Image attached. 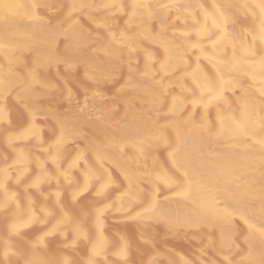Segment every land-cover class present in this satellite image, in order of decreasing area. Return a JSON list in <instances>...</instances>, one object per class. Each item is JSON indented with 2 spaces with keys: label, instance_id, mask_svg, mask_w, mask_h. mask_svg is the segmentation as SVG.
I'll list each match as a JSON object with an SVG mask.
<instances>
[{
  "label": "clouds",
  "instance_id": "clouds-1",
  "mask_svg": "<svg viewBox=\"0 0 264 264\" xmlns=\"http://www.w3.org/2000/svg\"><path fill=\"white\" fill-rule=\"evenodd\" d=\"M207 3L0 0V264H264L206 159L264 164V0Z\"/></svg>",
  "mask_w": 264,
  "mask_h": 264
},
{
  "label": "bare ground",
  "instance_id": "bare-ground-1",
  "mask_svg": "<svg viewBox=\"0 0 264 264\" xmlns=\"http://www.w3.org/2000/svg\"><path fill=\"white\" fill-rule=\"evenodd\" d=\"M204 2L205 6L210 9L211 5L207 3V0H204ZM197 16L199 17V13H197ZM161 19L163 18L161 17ZM176 25L180 26V21H176ZM152 27L155 31L156 25L153 24ZM234 115L236 114L234 113ZM225 136H227V133H225ZM260 136L261 132L259 130L255 132L248 130L246 135H239L231 140L221 141L215 147L209 146V151L213 155L206 157V159L219 167V174L216 178L224 183L228 192L232 193L235 199H239L241 204L249 201L253 190L261 183L258 174L264 172V164H261L259 160L262 153L258 150L259 145L253 141V137L259 139ZM212 171L216 172V169H212ZM251 206L255 207V202H252ZM236 223L238 224L239 221H236ZM217 228L227 232L231 225L225 220L218 222ZM175 247L179 248V245L176 244Z\"/></svg>",
  "mask_w": 264,
  "mask_h": 264
},
{
  "label": "rangeland",
  "instance_id": "rangeland-1",
  "mask_svg": "<svg viewBox=\"0 0 264 264\" xmlns=\"http://www.w3.org/2000/svg\"><path fill=\"white\" fill-rule=\"evenodd\" d=\"M178 245H179V248L184 250L186 253L191 251V248L189 247V245L183 243L182 241L180 243H178Z\"/></svg>",
  "mask_w": 264,
  "mask_h": 264
}]
</instances>
